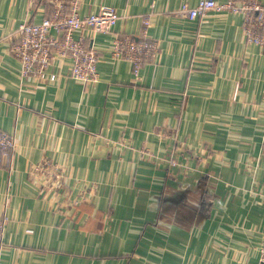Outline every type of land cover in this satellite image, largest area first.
Returning a JSON list of instances; mask_svg holds the SVG:
<instances>
[{
	"label": "crops",
	"instance_id": "obj_1",
	"mask_svg": "<svg viewBox=\"0 0 264 264\" xmlns=\"http://www.w3.org/2000/svg\"><path fill=\"white\" fill-rule=\"evenodd\" d=\"M199 1L82 0L83 14L101 4L120 14L93 40L100 80L85 86L65 61L49 68L55 81L21 76L16 28L47 9L0 0V130L20 143L0 159L2 264H257L264 46L247 41L233 10L177 12ZM149 12L147 37L161 49L135 76L112 47L118 35L139 38ZM178 147L186 169L166 160ZM44 160L68 182L63 200L33 178Z\"/></svg>",
	"mask_w": 264,
	"mask_h": 264
},
{
	"label": "built area",
	"instance_id": "obj_2",
	"mask_svg": "<svg viewBox=\"0 0 264 264\" xmlns=\"http://www.w3.org/2000/svg\"><path fill=\"white\" fill-rule=\"evenodd\" d=\"M30 1L33 7L41 1H48L53 5V10L51 14L26 19L16 28L10 50L21 63V76L37 81H55L59 73L50 71L49 68L56 61H65L69 65L66 75L81 81L85 86L99 82L100 52L93 40L99 32H111L115 29L120 19L118 9L113 5L101 4L98 11L83 14L82 0ZM223 10L242 14L247 41L264 46V2L261 0H200L196 6L181 4L177 12L194 20L205 18L211 11ZM152 13L143 17L139 38L121 34L116 37L112 47L114 58L131 62L135 76H139L145 63L156 60L161 49L159 41L147 37ZM19 147L20 143L13 132L0 130V159L13 155ZM181 150V147L171 150L166 160L170 165L186 169L189 165ZM144 153L148 155V152ZM194 157L196 158V154ZM32 175L44 191L58 192L56 196H60L61 200L70 191L57 164L44 160L34 168ZM6 223V214H1L0 246L3 244ZM257 264H264V245Z\"/></svg>",
	"mask_w": 264,
	"mask_h": 264
},
{
	"label": "trees",
	"instance_id": "obj_3",
	"mask_svg": "<svg viewBox=\"0 0 264 264\" xmlns=\"http://www.w3.org/2000/svg\"><path fill=\"white\" fill-rule=\"evenodd\" d=\"M44 2V6L47 9V15L51 14L52 10H53V5L48 2V1H43Z\"/></svg>",
	"mask_w": 264,
	"mask_h": 264
},
{
	"label": "rangeland",
	"instance_id": "obj_4",
	"mask_svg": "<svg viewBox=\"0 0 264 264\" xmlns=\"http://www.w3.org/2000/svg\"><path fill=\"white\" fill-rule=\"evenodd\" d=\"M203 152H204V153H206V151H205V150H204ZM208 153H210V151H209V150H208L207 154H208ZM194 159H195V158H194Z\"/></svg>",
	"mask_w": 264,
	"mask_h": 264
}]
</instances>
